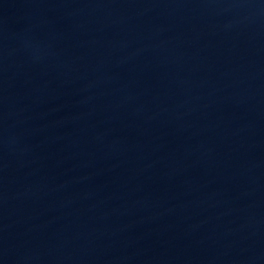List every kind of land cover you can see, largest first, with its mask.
Wrapping results in <instances>:
<instances>
[{
    "label": "water",
    "instance_id": "water-1",
    "mask_svg": "<svg viewBox=\"0 0 264 264\" xmlns=\"http://www.w3.org/2000/svg\"><path fill=\"white\" fill-rule=\"evenodd\" d=\"M0 264H264V0H0Z\"/></svg>",
    "mask_w": 264,
    "mask_h": 264
}]
</instances>
